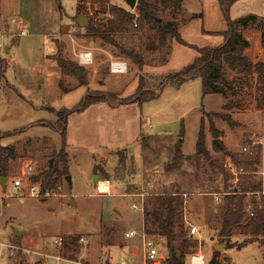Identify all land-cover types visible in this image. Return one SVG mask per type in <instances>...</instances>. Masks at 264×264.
<instances>
[{
	"label": "rangeland",
	"instance_id": "1",
	"mask_svg": "<svg viewBox=\"0 0 264 264\" xmlns=\"http://www.w3.org/2000/svg\"><path fill=\"white\" fill-rule=\"evenodd\" d=\"M109 1L130 10L125 0ZM148 1L156 7L157 14L165 19L172 18L170 13L159 11L155 0ZM60 2L62 4L56 3L55 6L52 0H0V41H9L6 52L0 48V134L18 130L0 139L1 146L13 145L17 154L8 161L5 187L0 188V242L18 247L11 254L8 248L0 246V264H58L53 256L45 254H57L53 242L56 237L73 234L87 239L86 243L76 241L73 258L90 264H117L123 254L118 248L126 245L127 264H143L139 236L124 237V231L128 229L143 230L142 212L132 207L134 202L139 206L140 201L136 196L116 195V189L111 196L96 194L93 183L95 164L105 171L102 176L110 177L122 192L140 189L149 192L142 201L144 206L149 207L152 195L161 192L178 190L186 193L182 196L183 215L187 222L198 226L206 264L213 251L218 252L216 261L219 264H264V235L238 250L235 245L246 237L239 230L229 238L234 244L230 249H226L225 241L218 240L222 196L215 200L211 193L214 189L223 192V177L222 174L211 175L206 161L201 160L195 165L192 159L201 119L205 143L213 157L221 162L225 155L213 151V139L221 142L227 151L237 153L259 145L260 162L256 171L264 172V110L258 108L262 84L251 76H238L231 89L224 88L222 93L203 97L199 77L188 79L177 87L169 84L167 77L197 56L195 49L175 40L168 41L167 47L159 51L141 49L142 68L125 58L127 71L111 74L110 56L119 57L112 46L84 36L83 27H79L75 44L72 45L66 36L70 27L77 25L79 14L87 22L96 19L100 4L92 5L85 0L84 9L77 14V0ZM183 6L186 10L184 20L179 14L173 15L178 22L180 37L198 47L220 44V32L226 24L218 1L183 0ZM248 14L264 18V0H237L229 10L234 21ZM106 16L107 13L100 14L99 18ZM257 26V18L246 27L238 26L249 41L245 53L251 60L264 59ZM21 29L27 34L19 35ZM153 32V28L145 25L141 32L122 34L119 40L138 50L146 36ZM57 45H61L62 56L72 61H76L75 52L79 50L87 48L93 52V62L84 66L86 73L83 76L63 77L65 91L57 83L60 78ZM234 75L228 71L226 79L230 80ZM82 77L84 85L79 82ZM38 78H45V82L37 81ZM139 83V93L153 92L157 96L124 105L123 102L136 95ZM87 94H101L106 102L98 104L100 107L91 106L83 113H71L68 117L65 139L66 144L68 138L69 142L71 140L66 149L72 184L64 179L57 189L39 197L28 196L24 189L7 186L10 178L21 174L27 162L32 163L35 174L46 167L51 152L60 146L58 132L51 129L56 111L73 107ZM227 103L234 106L223 110L222 106ZM213 112L229 113L235 126L229 127L224 120L212 116ZM140 118L142 133L134 139L130 122L138 123ZM210 121L218 136L209 131ZM32 122V127L25 132L19 131ZM181 126V152L185 158L175 169L166 170ZM164 133L171 135L162 136ZM244 146L246 150H243ZM120 158L124 161L122 167L118 165ZM254 179L261 182L262 188L264 176L255 174ZM225 184L229 185L227 190L235 185L230 177ZM260 196L264 206V193H249L245 201L250 207L251 197L259 200ZM7 202H12L10 211L13 216L4 215ZM14 229L21 233L14 235ZM146 237L157 243V249L163 255L158 264H166L164 240L153 235ZM214 244H222V248L215 250ZM23 249L39 251L43 255L29 254Z\"/></svg>",
	"mask_w": 264,
	"mask_h": 264
},
{
	"label": "trees",
	"instance_id": "2",
	"mask_svg": "<svg viewBox=\"0 0 264 264\" xmlns=\"http://www.w3.org/2000/svg\"><path fill=\"white\" fill-rule=\"evenodd\" d=\"M83 1L77 0L75 11L77 14L82 12ZM92 5L96 2L100 4L99 12L96 13V19H88L83 29V35L95 38L101 43L110 45L116 50V54L121 58H128L136 63L140 68L143 66L141 49L148 51H159L167 47L168 41L175 40L178 43L186 45L196 50L197 56L187 65L177 72L167 77V82L175 87L182 82L199 77L201 81L202 97L207 94H216L224 92V88L231 89L232 84L239 77H253L255 82L262 84V95L258 108L264 110V59L251 60L247 57L245 49L249 41L238 29L239 25L246 27L249 22L257 18L259 32V43L263 50L264 56V18L255 14L241 16L237 21L230 18L229 10L231 5L237 0H217L226 24V28L220 32L222 41L220 44L210 47H198L185 42L177 30L178 22L175 14H179L183 19L186 12L183 6V0H155L158 3V9L161 13H170L172 18H163L156 13V7L149 3L148 0H136L132 12L122 6L112 4L109 0H86ZM107 13L105 18H99L100 14ZM184 20V19H183ZM145 25L153 28L154 32L146 36L142 47L136 50L129 47L119 40V36L126 33L141 32ZM57 54L60 56L58 86L62 91L66 88L63 86V77L73 75L75 71H83L84 66L72 61L61 54V45H57ZM165 59V55H163ZM228 71L235 75L230 80L226 79ZM81 85L85 84L84 78H80ZM141 83L136 88V95L129 97L124 104L155 98L157 93H139ZM106 102V98L101 95L87 94L83 96L73 107L61 108L56 111V120L52 123L51 129L57 131L60 137V146L58 150L52 151L47 161L46 167L37 174L29 177L30 181H40L41 191H51L57 189L65 176L68 174V155L66 152V128L68 117L71 113L82 112L92 104ZM233 103H227L222 106L223 110L231 109ZM214 117L224 120L229 127H234L235 122L229 113L213 112ZM21 131V129H19ZM209 131L218 136L213 123L209 122ZM18 130L4 132L0 134V139L16 133ZM183 127L178 134L177 140L172 146L173 154L171 161L166 166V170L175 169L185 158L181 152L183 141ZM147 147V143L144 142ZM212 149L215 153H223L224 156H230L236 165L240 168L241 173L238 175V181L229 190L228 184H225L229 175L223 169L222 161L213 157L212 152L207 148L205 135L200 119L199 129L195 140V149L192 155L195 165L201 160L207 162L211 175L222 174L224 181V192H232L222 196V204L219 215V229L217 232L218 240L226 242V249L234 246L229 241L230 236L236 230L246 235V237L237 245L238 249L252 242L254 238L264 235V206L262 197L256 200L255 197L250 199L251 216L246 210L247 203L245 197L247 193H253L261 190V182L254 179L253 172L260 162V146H252L250 150L237 153L227 151L225 146L220 142H212ZM17 156L13 145H0V176H7L9 172L8 161ZM224 158V157H223ZM223 160V159H222ZM118 165L124 166L122 158L119 159ZM94 173L103 171L98 165L94 166ZM217 192V189L212 190ZM183 192H161L152 195L150 206H144L142 212V227L146 235L161 237L164 240L166 250V264H186L188 254L196 247L197 241L188 234L187 225L183 215ZM63 252H69L73 256L75 252L77 235L64 236ZM17 239V237H15ZM72 251V252H70ZM217 251H213L211 264H219L216 261Z\"/></svg>",
	"mask_w": 264,
	"mask_h": 264
},
{
	"label": "built area",
	"instance_id": "3",
	"mask_svg": "<svg viewBox=\"0 0 264 264\" xmlns=\"http://www.w3.org/2000/svg\"><path fill=\"white\" fill-rule=\"evenodd\" d=\"M134 9V8H133ZM133 9H130V11L135 12ZM13 21V19L11 20ZM79 30V26L78 25H73L70 27L69 31L66 33V36L69 38L71 44H75L76 43V34ZM19 35H25L27 34V31H25L24 29H21L18 32ZM0 35L1 32H0ZM75 56H76V62L80 65L83 66H87L89 64H91L93 62V52L90 49H83V50H79L78 52H75ZM127 60L121 57H113L110 56L109 59V72L111 74H115V75H119V74H124L127 71ZM247 147L244 146L243 150H246ZM222 166L223 169L226 171V173L229 175L231 182L236 184V182L238 181V175L241 173L240 168L236 165V163L234 162V160L226 155L224 156L223 160H222ZM35 171L33 170V165L31 162H27L25 163L23 169L21 170V174L15 177H12L9 179V186L12 189L15 190H20V189H24L25 192L27 193L28 196L31 197H39L42 195H48V191H41V184L40 181H30L29 177L34 175ZM253 174H258V175H262L264 176V172L263 171H255L253 172ZM108 186H109V180L108 179H104V180H99L96 183V194L99 195H103V194H107L108 193ZM228 193H232V192H213L211 193L214 197L215 200L220 199L221 196H223L224 194H228ZM260 193H264V179L262 181V188L260 191L255 192V194H260ZM249 193H247L248 195ZM186 193H183V196H185ZM133 209H137L139 208L141 212H143V205L140 204L138 206V204H136L135 202L132 204ZM246 210L248 211L249 216H251L253 214V212L250 210V207L247 205ZM186 221V220H185ZM187 222V221H186ZM187 231L188 234L193 237L196 241V247L193 249V251H191L188 256H187V260H186V264H206L205 263V255L203 254V252L201 251V247H200V237H199V230H198V226L196 224L187 222ZM124 236L126 238H131L134 236H139V238L141 239L142 242V247H143V260L142 263L143 264H158L159 261H161V259H163V255L159 252V250L157 249V243L148 239L146 237V234L144 233V231L142 230L141 232H137L136 230H129L126 231L124 233ZM64 236L61 237H56L53 242L55 244V246L58 249L57 254H45V256H53L55 258L56 261H58V264H90L88 262L82 261V259L78 258H73V256H69L67 253L63 252V243H64ZM77 242L80 243H86L87 239L84 236H78L77 238ZM0 246L6 247L10 250L11 254H14L16 251V249H18L17 246L15 245H11V244H6L3 242H0ZM25 252L31 254H36V255H43L41 252L39 251H33V250H29V249H23ZM129 261V257L126 256H122L120 257L119 261L117 262V264H127Z\"/></svg>",
	"mask_w": 264,
	"mask_h": 264
},
{
	"label": "crops",
	"instance_id": "4",
	"mask_svg": "<svg viewBox=\"0 0 264 264\" xmlns=\"http://www.w3.org/2000/svg\"><path fill=\"white\" fill-rule=\"evenodd\" d=\"M56 3H59V5L60 4H62L61 2H60V0H52V5H55L56 6ZM58 9V8H57ZM8 39H7V42L6 43H4V42H1L0 41V48H2V50L4 51V52H6L7 50H8ZM11 57V56H10ZM12 59L11 60H13V57H11ZM8 64H10V62L8 63ZM60 74V73H59ZM59 80V79H58ZM37 81H39V82H45V78H43V80L41 79V78H38L37 79ZM58 83V82H57ZM100 103H102V102H98V103H96V104H92V105H90L89 107H91V106H97V107H100L98 104H100ZM133 103H136V102H133ZM130 105V103H127V104H124V105ZM88 107V108H89ZM88 108H86V109H88ZM85 109V110H86ZM84 110V111H85ZM82 113H83V111H82ZM56 116V115H55ZM56 118V117H55ZM41 119V118H40ZM43 119V118H42ZM44 119H47V118H44ZM48 119L49 120H51L52 118H50V117H48ZM38 120V119H37ZM37 120H34V121H37ZM33 121V122H34ZM138 121V120H137ZM33 122L32 123H30V124H28V125H26V126H23L22 128H21V131L20 132H25L26 131V129L27 128H29V127H32V125H33ZM130 124H132V130H131V132H132V138H136L138 135H140V133H142L141 131H142V118H140L139 119V122L137 123V122H130ZM156 136L158 135V134H155ZM166 135H171V134H166V133H164L162 136H166ZM178 135V134H177ZM175 136V135H174ZM128 141V140H127ZM207 141V140H206ZM70 142H71V140H70ZM70 142H69V138H68V143H67V146L70 144ZM66 146V147H67ZM146 148H148V146L146 147ZM66 152H67V155H68V160H69V152H68V148L66 149ZM95 165H97V164H95ZM94 165V166H95ZM68 166H69V164H68ZM93 170H94V167H93ZM102 170V169H101ZM69 171V170H68ZM107 171V170H106ZM108 172V171H107ZM105 174V171L103 170V171H98L97 173H95V175H94V178H93V183H94V187H95V189H96V183H97V181H99V180H104V179H108L109 180V186H108V193L107 194H103V195H101V196H111V195H113L114 193H113V190L114 189H116L117 190V192H116V195H124V196H136L138 199H139V201H140V204H143V202L142 201H144V196H146V194H149V192H145L143 189H140V191H136V192H132V191H130L129 190V192H122L121 191V189L119 188L118 189V187L112 182V180H111V178L110 177H105V176H102V175H104ZM255 175V174H254ZM0 178H1V176H0ZM6 179H7V176H6ZM121 180H123V179H121ZM67 182V181H66ZM68 183H70V184H72V178L70 177V182H68ZM7 186H9V184H7ZM5 187V186H4ZM10 187V186H9ZM1 188V190L3 189V187L1 186L0 187ZM7 188V187H6ZM11 188V187H10ZM95 193H96V191H95ZM24 201V200H23ZM11 204H12V202H7L6 204H5V206L7 207V210L5 209H3V212H4V215L6 216H8V215H10V216H13L12 214H11V211H10V206H11ZM139 204V205H140ZM15 230V229H14ZM129 230H135V229H128V230H126V231H129ZM126 231H124V233L126 232ZM19 233H21L20 231H19ZM18 233V234H19ZM69 233H71V232H69ZM125 237V236H124ZM132 238V237H131ZM119 246V245H118ZM118 250L120 251V253H123V254H121L122 256H126L127 257V255L125 254L126 253V245L124 246H119V248H118ZM87 256H88V254H87ZM122 256H120V257H122Z\"/></svg>",
	"mask_w": 264,
	"mask_h": 264
},
{
	"label": "water",
	"instance_id": "5",
	"mask_svg": "<svg viewBox=\"0 0 264 264\" xmlns=\"http://www.w3.org/2000/svg\"><path fill=\"white\" fill-rule=\"evenodd\" d=\"M125 2L127 3V5L129 6L130 9H133L135 7V4H136V0H125ZM87 22V19L79 14L77 16V19H76V23L79 27H84L85 24ZM58 60V59H57ZM86 73V71H75V77L79 78L81 76H83L84 74ZM213 142L216 143L217 145L220 144L219 141L217 139H213ZM67 182H70V177L69 175L67 174L64 178ZM6 180V176H1L0 178V185L2 187L5 186L4 182ZM19 231L17 230H14V235H18ZM213 248L215 250H219L222 248V244H214ZM207 264H211V261L209 260Z\"/></svg>",
	"mask_w": 264,
	"mask_h": 264
}]
</instances>
